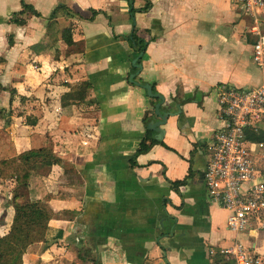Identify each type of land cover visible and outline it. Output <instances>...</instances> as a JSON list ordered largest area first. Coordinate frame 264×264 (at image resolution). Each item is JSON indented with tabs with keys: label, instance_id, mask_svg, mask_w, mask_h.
Wrapping results in <instances>:
<instances>
[{
	"label": "crops",
	"instance_id": "crops-1",
	"mask_svg": "<svg viewBox=\"0 0 264 264\" xmlns=\"http://www.w3.org/2000/svg\"><path fill=\"white\" fill-rule=\"evenodd\" d=\"M23 1L41 17L10 24L8 16L22 11ZM146 4L149 10L135 16L148 43L135 81L151 84L170 116L161 126L165 145L139 156L132 168L147 130L144 118L155 108L153 98L130 83L133 49L115 36L133 29L131 10ZM61 5L71 12L57 21L61 32L73 28L78 46L72 49L61 32L57 42L48 34L49 18ZM0 16V161L48 149L60 162L32 174L25 200L53 195L56 215L48 247H31L25 264H216L237 244L264 253V218L240 234L231 231L228 211L211 202L204 180L221 128L219 87L261 81L253 62L255 25L236 3L0 0ZM88 80L94 88L86 100L65 105L72 87ZM28 118L37 124L27 125ZM159 121L152 118L148 127ZM257 151L264 162V150ZM185 179L178 193L171 183ZM15 187L0 179V238L13 225Z\"/></svg>",
	"mask_w": 264,
	"mask_h": 264
},
{
	"label": "built area",
	"instance_id": "built-area-1",
	"mask_svg": "<svg viewBox=\"0 0 264 264\" xmlns=\"http://www.w3.org/2000/svg\"><path fill=\"white\" fill-rule=\"evenodd\" d=\"M241 13L254 22L252 34L253 62L261 73L258 86L219 87V120L221 128L209 147V160L204 175L212 203L228 211V227L240 234L264 218V175L257 159V148L248 133L261 132L264 124V0H232ZM236 264H264V253L240 244L222 253Z\"/></svg>",
	"mask_w": 264,
	"mask_h": 264
},
{
	"label": "trees",
	"instance_id": "trees-1",
	"mask_svg": "<svg viewBox=\"0 0 264 264\" xmlns=\"http://www.w3.org/2000/svg\"><path fill=\"white\" fill-rule=\"evenodd\" d=\"M135 0H131L134 3ZM23 10L11 14L10 24H16L19 26H25L29 15L41 17L33 6L23 1ZM151 4L148 5L150 7ZM145 13V10H131V17L134 21V32L136 31L135 13ZM61 13L71 14L70 10L61 5L57 7L49 18L48 34L51 40L57 42L58 35L61 32L58 24V17ZM97 15V12H94ZM2 22L5 19L1 18ZM63 42L68 46L69 49L77 47L78 44L74 41L73 28H66L61 32ZM119 36H115V39H119ZM133 53L136 55L135 58L141 54H145L147 51L148 43L139 38L136 40L135 33L130 34L126 37ZM134 58V59H135ZM133 59V60H134ZM131 61V57H130ZM143 57L139 63L141 64ZM137 68L131 65V73L135 74ZM131 83V82H130ZM133 84V83H131ZM94 88V84L91 81H84L76 84L72 87L71 91L63 97V102L66 104L71 102H83L86 100L90 90ZM154 92L157 93L156 89ZM160 102L159 99H152V105L155 106ZM3 112L0 111V116ZM157 117L155 109L152 111V116L147 115L144 118V123L147 125L145 137L142 139L136 153L130 161L132 168L137 167V159L141 155L149 153L153 147L157 145H165L163 140H158V133L154 129L148 127L149 122L152 118ZM158 118V117H157ZM10 124V121L7 123ZM37 121L31 118L27 119V125L34 126ZM248 139L253 143L264 144V132L248 133ZM58 158L48 149L32 150L23 153L19 157L2 160L0 161V179L5 181H14L16 187L13 190V206L15 208V217L11 231L8 235L0 238V264H25L24 256L28 250L41 243L47 244L48 233L50 230L49 223L55 217V211L51 207L50 203L53 201L55 196L49 195L45 199L40 201H29L25 200L26 193L29 189L30 180L32 174L39 169V167L51 169L55 165H59ZM187 179L176 183H171L173 189L178 193L180 187L187 184ZM24 200L21 203V200ZM48 247V244L46 245ZM94 264H98L94 260ZM216 264H235L233 259H227L225 256L219 257Z\"/></svg>",
	"mask_w": 264,
	"mask_h": 264
},
{
	"label": "water",
	"instance_id": "water-1",
	"mask_svg": "<svg viewBox=\"0 0 264 264\" xmlns=\"http://www.w3.org/2000/svg\"><path fill=\"white\" fill-rule=\"evenodd\" d=\"M142 57H143V54H141L140 56H138L137 58H135L132 61L133 66H135V68H137L138 71L135 74H132L130 76L129 80L131 83L142 87L147 92L149 97H151L153 99H159L160 100V102L155 106V114L160 119V121L156 122V123H151L149 125V128L156 130V132L158 133L157 139L161 141V140H163V137L165 135V131L161 128V126L165 125L167 123V120H168L170 114H164L161 111V108L165 103V98L161 94L155 93L153 86L151 84H146V83L143 84V83H139V82L135 81L136 76L141 74L143 71V65L139 63V61H141Z\"/></svg>",
	"mask_w": 264,
	"mask_h": 264
},
{
	"label": "rangeland",
	"instance_id": "rangeland-1",
	"mask_svg": "<svg viewBox=\"0 0 264 264\" xmlns=\"http://www.w3.org/2000/svg\"><path fill=\"white\" fill-rule=\"evenodd\" d=\"M147 5V4H146ZM145 5V8H144V10L145 11H148L149 10V7H148V5L146 6ZM138 11V10H137ZM138 13H140V12H136L135 13V16H136V19L138 18L137 17V14ZM146 13V12H145ZM129 14V13H128ZM64 15V14H63ZM9 17V20L11 19V15H9L8 16ZM1 18H3L2 16H0V26H2V25H4L5 24V22H2L1 21ZM4 19V18H3ZM115 29V28H114ZM132 33H135V35H136V40H139V35H140V32H139V29H138V27H136V31L134 32V30L130 27L129 28V30H128V32L127 33H124V34H119L120 36V38L121 37H123V39L125 40L126 39V37L127 36H129L130 34H132ZM116 34V33H115ZM127 41V40H126ZM122 56V55H121ZM136 57V55L134 54V53H132L131 54V61H133V59ZM121 63H123V59H121L120 60V64ZM131 71V70H130ZM260 77V75L259 74H257V78H259ZM259 80H260V78H259ZM259 83H260V81H257L256 83H254V84H252L251 86H253V87H256V86H258L259 85ZM16 113L15 114H17V113H19V110L17 109L16 111H15ZM261 127H262V129H264V124H261ZM261 163V165H262V167H264V162H260ZM264 170V168L262 169V171ZM244 240H246L245 238H244Z\"/></svg>",
	"mask_w": 264,
	"mask_h": 264
}]
</instances>
